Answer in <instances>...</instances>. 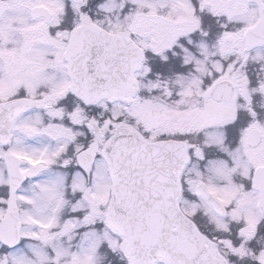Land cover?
<instances>
[{
  "label": "snow or ice",
  "instance_id": "1",
  "mask_svg": "<svg viewBox=\"0 0 264 264\" xmlns=\"http://www.w3.org/2000/svg\"><path fill=\"white\" fill-rule=\"evenodd\" d=\"M0 264H264V0H0Z\"/></svg>",
  "mask_w": 264,
  "mask_h": 264
}]
</instances>
